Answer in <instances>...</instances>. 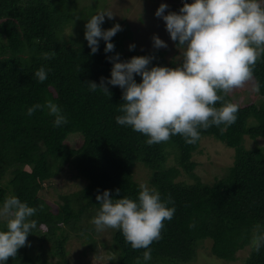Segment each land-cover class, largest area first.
<instances>
[{"label":"trees","instance_id":"16d2710c","mask_svg":"<svg viewBox=\"0 0 264 264\" xmlns=\"http://www.w3.org/2000/svg\"><path fill=\"white\" fill-rule=\"evenodd\" d=\"M78 1L0 0V203L15 195L38 209L31 218L37 227L6 264H73L65 248L72 238L92 252L100 244L110 255L106 264H136L137 258L145 264V249H133L122 231L113 229L109 241H98L100 231L91 223L100 208L96 196L105 189L114 199L138 198V167L147 170L149 187L176 209L173 218L164 221L161 239L150 244L146 264H228L246 248L250 254L244 264H264V247L256 251L252 246L254 235L264 232V145L259 143L264 140V58L254 69L261 82L260 92H253L256 100L238 103L237 120L223 133L213 125L201 130L195 144L177 134L149 145L145 134L116 122L122 114L123 89L107 83L113 67L109 57L118 53L123 62L150 56L149 68L169 67L165 53H127L125 40L134 32L126 21L117 20L101 24L103 30L121 25L110 38L114 49L105 52L100 38L98 51L92 53L84 21L97 8L80 9ZM68 29L77 33L66 35ZM45 53L54 55L46 59ZM41 66L47 71L44 82L35 76ZM102 78L110 95L89 89V82L99 87ZM134 79L139 83L142 77L134 74ZM232 92L225 101L237 103ZM47 101L62 109L66 124L54 125ZM35 104L44 107L29 116L27 109ZM74 135L82 139L79 148L68 144ZM209 139L235 152L233 164L214 182L196 172L200 162L195 156L204 153L202 142ZM67 168L77 179V189L62 196L63 204L54 212L40 193ZM5 228L0 221V229Z\"/></svg>","mask_w":264,"mask_h":264},{"label":"clouds","instance_id":"9594fccd","mask_svg":"<svg viewBox=\"0 0 264 264\" xmlns=\"http://www.w3.org/2000/svg\"><path fill=\"white\" fill-rule=\"evenodd\" d=\"M167 7L160 4L155 15L163 18L171 39L183 49L182 64L175 68H149L150 56H133L121 62L117 53L116 58L109 57L113 67L107 83L123 89L122 114L115 117L119 125L145 134L149 145L177 134L186 143L195 144L202 129L215 125L223 133L237 120L240 105L225 101V95L249 82L252 92H260L261 82L254 77V69L257 61L264 58V0H192L185 2L179 13L165 15ZM105 16L112 18L113 13L107 9L97 12L85 25L84 35L92 53L98 51L100 38L105 41V52L112 51L110 38L121 30L118 23L103 30ZM153 41L155 47H167L158 36L154 35ZM134 47L129 45L130 50ZM51 55L54 53H45L44 57ZM134 74L142 77L141 82H136ZM35 76L44 82L46 69L41 66ZM104 79L99 87L89 82V89L99 88L110 95ZM218 101L223 102L219 107ZM46 106L54 116L55 126L67 123L57 104L47 101ZM42 107L35 104L27 109V114L31 116ZM96 199L100 208L91 220L95 229L122 231L133 249H145V264L150 261V244L161 239L164 221L171 220L176 211L174 204L168 206L172 201L162 200L160 192L146 183L140 185L135 200L127 196L111 198L107 189L98 193ZM37 211L15 195L0 203V221L6 224L5 229H0V264H6L26 244L27 236L37 227V221L31 219ZM252 246L256 251L264 247V232L254 235ZM136 264H141L139 258Z\"/></svg>","mask_w":264,"mask_h":264},{"label":"rangeland","instance_id":"374dc122","mask_svg":"<svg viewBox=\"0 0 264 264\" xmlns=\"http://www.w3.org/2000/svg\"><path fill=\"white\" fill-rule=\"evenodd\" d=\"M185 2L191 3L192 0H99L97 3L93 0H79L76 4L80 9L96 6V13L105 9L111 11L113 13L112 18L105 16L104 21H126L134 32L132 39L125 40L127 53L134 49L161 50L165 53L168 66L175 68L183 62V49L176 47L175 41L171 39L166 29V22L162 17L156 16L155 12L160 4L164 3L168 5L164 11L165 15L169 12L179 13L181 6ZM86 23L87 20L84 21L85 25ZM69 33H77V30L68 29L66 35ZM154 35L165 41L167 47H155L153 41ZM130 44L135 45L131 50L129 49ZM232 94L236 96V101L239 104L248 103L249 100H256L257 98L251 91L249 84L235 89ZM259 143L264 145V140H259ZM68 144L72 148H79L82 145V139L79 135L71 136L68 139ZM247 144L252 147L254 143L248 138ZM201 150L204 153L195 156L196 160L200 162L196 172L204 181L214 182L216 176L225 175L228 167L233 164L234 150L224 147L218 141L213 139L204 140ZM148 176L149 174L144 167H138L135 170V178L140 184L146 183L149 186ZM73 177V171L67 168L50 183L49 190L41 191L40 195L52 206L54 212H57L63 204L61 197L72 194L77 189L78 182ZM112 230L113 228H106L100 231V234L96 238L98 241H109L112 237ZM65 248L68 258L73 264H106L110 259L107 250L100 244L92 252L82 241L72 238L65 244ZM249 254L250 248H246L238 253L235 262L228 264H244Z\"/></svg>","mask_w":264,"mask_h":264}]
</instances>
